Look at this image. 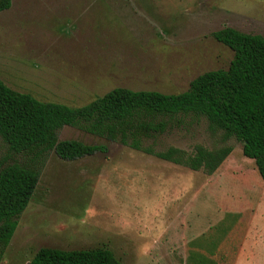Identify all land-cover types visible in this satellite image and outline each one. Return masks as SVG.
<instances>
[{
    "label": "rangeland",
    "instance_id": "1",
    "mask_svg": "<svg viewBox=\"0 0 264 264\" xmlns=\"http://www.w3.org/2000/svg\"><path fill=\"white\" fill-rule=\"evenodd\" d=\"M223 27L264 38V0H12L0 12V80L68 107L113 88L177 94L227 67L232 52L211 38ZM57 139L103 151L48 153L0 264H26L39 248L104 247L122 264H244L250 244L264 253V183L241 144L205 119L180 118L140 147L229 148L210 175L76 128ZM24 162L0 139V163ZM235 241L240 250L214 257Z\"/></svg>",
    "mask_w": 264,
    "mask_h": 264
},
{
    "label": "trees",
    "instance_id": "2",
    "mask_svg": "<svg viewBox=\"0 0 264 264\" xmlns=\"http://www.w3.org/2000/svg\"><path fill=\"white\" fill-rule=\"evenodd\" d=\"M12 0H0V12ZM211 38L232 52L225 69L206 71L189 81L185 91L161 94L113 88L80 107L39 101L12 90L0 80V139L25 162L0 163V258L26 208L49 152L73 161L103 151L101 146L58 140L62 127L118 141L131 149L182 166L214 173L229 148L208 151L195 146L191 155L175 148L153 153L140 143L162 133L167 125L188 115L205 119L208 129L221 131L241 144V155L264 183V38L230 27ZM26 264H122L104 247L79 250L39 248ZM264 264V261L262 262Z\"/></svg>",
    "mask_w": 264,
    "mask_h": 264
},
{
    "label": "crops",
    "instance_id": "3",
    "mask_svg": "<svg viewBox=\"0 0 264 264\" xmlns=\"http://www.w3.org/2000/svg\"><path fill=\"white\" fill-rule=\"evenodd\" d=\"M236 240L241 241L239 238H236ZM238 241L237 243L235 241L233 245H229V250L227 248L228 252L227 250H225L224 246L221 247V245L219 244L214 253V257L219 258L221 257V255L228 256L233 252H237L238 250H240V246H241V244ZM257 247L259 246H256L254 244H250V246L247 245L245 249V253L247 254L244 253L243 255L244 264H262V262L264 261V253L262 252L263 250L259 251Z\"/></svg>",
    "mask_w": 264,
    "mask_h": 264
}]
</instances>
